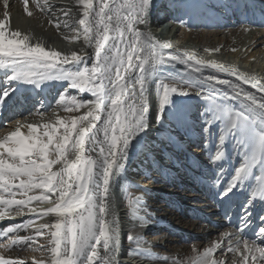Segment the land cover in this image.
<instances>
[{
  "label": "snow or ice",
  "instance_id": "snow-or-ice-1",
  "mask_svg": "<svg viewBox=\"0 0 264 264\" xmlns=\"http://www.w3.org/2000/svg\"><path fill=\"white\" fill-rule=\"evenodd\" d=\"M33 2L41 11L51 7L48 0L43 4L39 0ZM77 3L82 6V18L74 24L64 21L63 26L72 33L66 38L82 39L83 46L65 54L46 49L41 42L30 43L29 34L14 30L9 0H3L0 70H4L7 83L15 81L39 88L45 81H66L72 89L93 97L85 100L59 94L58 108L69 113L84 111L76 116H56L39 126L13 118L15 129L0 136V221L31 214L23 222L0 228V237L9 238L8 243H0V249L9 251L15 245L31 248L37 237H46V244L32 250L49 255L39 260L33 257L32 264H118L121 221L113 214L117 198L112 185L124 173L130 155L141 149L153 151L145 140L151 126L149 86L153 79L157 80L155 123L162 122L173 94L188 96L192 90L211 102L206 109L211 117L205 115L203 128L206 140L213 135L215 121L223 124L215 157L210 158L212 162L221 159L228 135L246 147L245 163L235 169L220 196L231 200L230 194L235 195L233 190L244 184L250 169L264 164V95L257 96L243 88L247 84L264 94V83L223 64L201 60L194 53L166 52L172 48L171 43L139 28L140 25L148 28L154 0H77ZM23 5L24 13L32 16L29 0H23ZM61 11L64 16L71 15V9ZM49 23L61 28L59 21ZM77 23L79 27L75 26ZM85 48L92 49L91 56ZM177 64L185 66L191 80L161 78L165 66ZM205 68L234 77L240 83L204 75ZM202 85H207V91ZM17 90L3 88L0 101ZM231 100L240 101V107L225 103ZM40 115L43 118L44 113ZM21 128H27L26 135ZM167 141L175 142V137L169 134ZM258 193L264 200V185ZM142 200V196H129L127 201L132 217L139 219L141 226L147 223L141 213L148 211ZM248 215L249 207L241 208L240 219L244 224ZM46 217H54V221L38 223ZM29 229L35 235H20ZM259 234L264 237V227ZM127 239L141 247L136 236L129 234ZM236 240L235 246L229 241L227 248V252L238 253L240 257L232 264H264V247L255 241H241L239 236ZM219 248L220 244L214 243L198 254L195 264H224L213 258ZM0 264H25V261L0 254Z\"/></svg>",
  "mask_w": 264,
  "mask_h": 264
},
{
  "label": "bare ground",
  "instance_id": "bare-ground-1",
  "mask_svg": "<svg viewBox=\"0 0 264 264\" xmlns=\"http://www.w3.org/2000/svg\"><path fill=\"white\" fill-rule=\"evenodd\" d=\"M164 1L168 2L169 0H154V4L156 2L158 4L159 3L161 4V2H164ZM230 1L231 0H229V2ZM255 1L258 3H261V5L264 4L263 2L253 0V2H255ZM39 2L41 4H43L44 0H39ZM9 4H10L9 11L11 13V27L14 30L21 31L23 34H29L32 37L30 43L35 44L37 42H41L46 47V49L47 48L55 49V50L61 51L62 53H65V54H70L72 51H78L83 46L82 39L77 40V41H71L70 39L66 38V37H70L72 35V33L67 28H65L63 26L64 21H68L69 24H74L76 21H78L80 18H82V6L77 3V0H48V4L51 7L47 11H39L38 10L39 8L36 7V4L33 2V0H29V8L33 13L32 16H28L26 13H24L23 0H9ZM222 8L227 9L226 13H224V11H222V15H224V16H225V14L226 15H232V13H231L232 10L235 13H238V15L243 13V12H249L251 10V8L249 6H247V5L244 6L243 4L241 5L240 3H237V4L232 3L228 7H224L222 5L221 9ZM61 9H71V15L70 16H64ZM158 9H160L159 6H158ZM163 15H166V16L172 15L171 17L175 16V18H173L171 20L176 24L179 23L181 20V17L179 18L178 17L179 15L176 16L175 14H172L171 10H169L168 7L161 10L157 20H159L161 18V16H163ZM262 17H260L259 23H264V13H263ZM0 18H3V0H0ZM50 20L59 21L61 23V28L57 29L53 23H49ZM251 21H253V18L251 19ZM163 24H164L163 22L162 23L159 22V24H157L156 22H153V23L149 24L147 29H145L144 25H140L139 28L142 31L150 30L156 39L171 43L172 48L166 49L165 50L166 52H179L181 54H183V53H194L197 56V58H199L201 60H204L206 62H214V63H218V64H223L226 67H230V68H233V69L239 71L241 74L254 76L258 80H260L262 83H264V30H262V31L259 30V31L253 32L252 34H248L249 36L247 37V39L243 38V37L240 38L241 41H244V42H243L242 47H240L238 49V51L226 52L224 47L221 48V44L218 47H216V46H213L209 43L207 44L205 41L198 42L195 39V36L193 33L191 34V33H188L187 30H183L184 29L183 26L176 27L175 26L176 24L173 27L169 26L167 29V33L163 34L161 37V35H159V32H160V30H162ZM168 24L171 25V23H168ZM224 24H225V26H224V28H222V30L227 28L226 29L227 31L223 32L225 34L229 33L231 31V29L233 27H235V22H233V21H228ZM75 26L79 27L78 23ZM242 27H244V29H248V27H246V26H242ZM249 29H251V28H249ZM253 29H251V30H253ZM243 36H245V35H243ZM205 49H219V51L218 52H216V51L208 52V51H205ZM85 51H87L89 56H91V54H92L91 48H85ZM261 54H263L262 55L263 59L262 60L260 59L261 62L259 63V58H260ZM90 63H91V60H89V64ZM173 69L176 72L182 73L189 80L192 79V77H190L188 75L187 69L185 68L184 65L177 64L173 67ZM203 74L204 75L211 74V75L218 76L220 78L230 79V80H232L233 83H240L239 81H236L234 77L227 76L223 73H216L213 69H209V68H205L203 70ZM13 82H14V85H16L15 81H13ZM4 84H7V81L5 80V77H4V70H0V86L2 88L7 87ZM17 85H19V84L17 83ZM17 85H16V87L18 90L16 92L12 93L13 96H15L18 92L23 93L25 91L24 88H26V86H27V84H22V83L20 84L21 85L20 87H18ZM205 86H207V85H202L201 87H205ZM32 87H34V91H33V93L27 94L23 97V100H25L24 103L21 102V104H18L15 100L13 101V103H11L9 99L4 100L2 104L0 103V126H2V127H0V136L7 135L9 132H11L15 129L14 119H20L22 121H26L28 123H32V124L39 126L42 124V122H40V121H42V119H43L41 117L40 113H44V115L46 113L50 114L56 109V107L50 103V100H49L50 98L48 100H46V96H45V94L49 95V94H51V92L53 93L54 87H52L51 90L48 89L47 85H43V84H41V86L39 88H36L34 85H32ZM42 87H43V89H42L43 93L41 94L40 97L37 98V94L39 93L38 91ZM149 87H150V93H151V95L149 97V104H150L149 118H150V125L151 126L147 130V135L145 136V140L149 146L154 147V145H153L154 142L152 140H150V133L151 134L153 133L151 131H153V125H154L153 122L155 120V112H156L155 101L157 99L156 93H155L156 85L154 83V79L151 81ZM223 87L224 86H219V88H223ZM243 88L245 91L252 92L253 94H255L257 96L264 95L261 93H257L254 88H251L247 84H244ZM85 94H86V96H85L86 100L93 99V97H91V95L89 93L86 92ZM19 97H20V95H19ZM46 103H47L46 106L41 107L42 104L45 105ZM45 109H47V111H45ZM152 110H153V112L151 113ZM44 115H43V117H44ZM9 120H11L12 122L9 123L8 122ZM46 122H48V121H46ZM43 123H45V121ZM190 127H189V129H186L184 131L180 130V132H179V135L182 134V137H184V140H181V142L184 145L178 146L179 144L176 145V143H175V144H172V146H170L171 149L172 148L176 149L177 153L180 154L179 155L180 161H182L184 159V157H186V155H184L185 150L183 149L182 146H186V144L184 142L188 141L192 137L190 135L192 134L193 131ZM38 131H42V129L38 128ZM21 132L26 135L27 134V128H21ZM155 134H157V133H154V138L155 139L159 138V136L158 135L156 136ZM199 135H197V136H199ZM197 136H196V138H194L193 143H195V141H196L195 139H197ZM156 145H158V144L156 143ZM171 149L164 150L163 148H160V150H161L160 153L161 154L163 153V154L160 157L157 155L156 159H158L159 161H157L154 158V153H156L154 151L150 152V154L145 156L146 152H144V150L141 149L140 151L137 152L136 155H134V156L130 155L129 161L126 163L124 173L120 177H118L117 180L115 181V183H113V185H112V192L114 194V197L117 198L116 202L114 203L113 214L120 219L121 229L123 228L125 230V227H127V228L132 227L131 226L132 225L131 224L132 219H129V215H128L129 212H127L126 209L122 208V199L124 197V193H123V191H121V187H122V185H125V183H126L125 181H127V179L125 177L131 178L132 183L137 182V183H139V185L142 184L144 188L146 187L145 185L152 184L151 178L156 177V174H157V176H159L158 174H160V175L164 174V171H165L164 168L165 167H163L161 165V163L164 164L162 161H160L161 158L167 159L168 161H171V162H172V159H174L171 155L168 154V153H171L174 151V149H173V151ZM181 150H182V152H180ZM162 151H164V152H162ZM183 152H184V154L181 155V153H183ZM202 152H203L202 156L205 157L204 162L202 164L203 168L196 166V161L193 157L189 158V160L192 161L193 169H195V171H196V168H197L198 172L206 174L204 176H207V177H217V175L219 174L221 176V177L220 176L219 177L222 179V177L225 176L224 180L222 179L223 183H227L228 174L230 172L232 173L236 169V167L240 166L242 161L245 158H247V157H245L246 149H244L243 147H241V149L239 151H237L236 149H230V155L229 156H227V155L222 156L223 160H225V161L228 160L231 163V164L229 163L230 166H228V165L221 166L222 165L221 162H218V161H216L215 163L212 162V160L210 158H213V156H210L211 154L209 155L207 153V151L204 150ZM186 154H187V152H186ZM92 155H95V153H93ZM175 161H177L176 158H175L174 162ZM177 164H179V163H177ZM194 165H195V168H194ZM263 165L264 164L258 163L257 166L263 167ZM57 167H59V166H57ZM206 168L207 169L214 168V171L206 170ZM153 172H155L154 175L153 174L151 175V173H153ZM138 173H139V175H138L139 177L137 176ZM163 177L165 179L167 178L164 175H163ZM176 178L177 177L174 174L173 175L171 174L167 178V182L168 183L172 182V186H173V183L177 181ZM154 182H156V181L154 180ZM185 184H187V179L184 180V182H183V185H185ZM169 186L171 187V184ZM239 186L240 185H238L237 188L234 189L235 194L236 193L238 194L240 192ZM243 189H244V192L242 193L241 200H240L239 204L237 203L238 206H240L239 209L243 208L244 206L249 207V216H248L249 219H247V224H245L246 226L243 228V231H241L240 228H237V222L238 221L241 222L240 221V212L237 211L236 214L234 215L233 219L228 218V220H226V218H225V216H226L225 213L231 207L230 205L234 202V199L236 198L232 194H230L232 197L231 200L227 199L226 204L224 203L222 205L215 202L214 196H216V195H214V196L212 195V198L209 199V202H210L209 205H211L213 207V212H212V214H207L205 217H203V216L200 217L199 214L188 213L189 219L186 216L185 217L186 220H185V219H183L184 217L176 216V212L178 210H177V208L174 209V207H172V206L171 207L173 210H171L170 212L168 211L169 214H167V216L162 215V214L161 215L153 214L154 220L156 222H159V220H161V221H163L161 223L164 225H167V223H168L170 226H172V225H175L176 223L179 222L182 224L185 223L188 227H190L191 229L193 228L195 231L200 230V227H201V229L204 230V233L202 235L201 234L200 235L194 234V232L192 230H189V232L192 231L193 234H187L186 233V234L182 235V233H178V232L176 233V230H173L168 225L161 228L160 223L156 224L155 226H160L158 228L156 227L157 229H155V230H156V232H160V235L162 236L161 237L162 240L165 237H167V239L169 237V238H173L172 239L173 242L182 243L185 240V238L193 236V237H195L194 240L196 241L195 245L194 244H191L188 246L184 245L181 248L178 256H176V257L171 256V257L165 258L164 263H168V262L173 261L175 263H181V264H183V263L184 264H195L196 259L198 257V254H202L205 249L211 247L214 243L220 244V248L217 249V251H216L217 253L214 256V259L222 260L223 256L220 254H224L227 252V248H228L227 246L229 244V241H231V242L234 241L233 234L235 232L239 236H241L242 241L245 239L249 240L250 242L254 241L252 239L251 235H248L251 239L247 237V233H249L250 230H253L252 228H253V226H255V223L257 221H258L257 227H259L260 225L263 226L264 223H261V221L258 220L259 214L257 215V213H260V211H262V209H263L262 203L264 201L259 196L257 197V192H255V191H257V188L252 189L251 196L249 195L250 194L249 188L247 190H246V188H243ZM164 197H166V196H164ZM170 202H172V198H171ZM237 204H235V205H237ZM166 205H169V204H166ZM258 207H260V211L259 212L254 211V209H258ZM202 208H208V207L205 206ZM189 214H190V216H189ZM145 215H147V217L150 218L148 213H146ZM191 215H194V218ZM208 215H212V218H208L207 217ZM237 215H238V218H236ZM30 216H31V214H29V216L16 217L14 219H6L4 221H0V228L11 225V224L23 222V221L29 219ZM223 220L226 222H224ZM45 221H49V222L54 221V217H46L44 219L39 220L38 223H43ZM251 221H253L252 224H250ZM203 222H206V223L204 224ZM224 224H226L227 227H230V228H228V229H230V231L228 233H230L231 235L225 236L224 234L226 232L223 233L222 235H219V236L216 235V233L219 232L220 229H222ZM248 224H250V226H248ZM135 227H137V226L135 225ZM135 227H132V228H135ZM151 227L152 226H150V225L144 224V226L141 227V229L143 231H149L150 232ZM167 227H169V228H167ZM257 227H255L254 229L256 230ZM138 229L139 228L137 227V230H135L134 233H136L138 231ZM246 229H247V231H244ZM257 230H258V228H257ZM29 234L35 235L34 231L31 229H29L27 231H21L20 232V235H22V236L23 235H29ZM11 235L12 234H10V236ZM36 239H37V243L32 245L31 248L28 247L27 245H15V246H12V248L9 251H4L3 249H0V254H3L6 258L11 256V258H13V259H17V258L23 259L25 261V264H32L33 257H35L37 260H39L41 258L46 259L47 256L49 255L48 253H42L41 251H33L32 249L33 248H39L40 244H46L47 238L46 237H37ZM8 241H9V238L0 237V243H8ZM201 242H203V243H201ZM256 244L261 246V247H264V237H262L260 239L259 243H256ZM201 248H204V249L202 250ZM183 250H184V252H182ZM127 251L125 250V252H127ZM231 253L232 252H227L228 256L229 255L232 256ZM237 255H239V254H237ZM237 255L236 256L233 255L234 257L232 256V258L229 257L230 261L236 260ZM121 261H122V263H120ZM223 261L225 264L226 259H224ZM238 261H239V259H238ZM123 263H126V261L125 260H118V264H123ZM231 264H232V262H231Z\"/></svg>",
  "mask_w": 264,
  "mask_h": 264
},
{
  "label": "rangeland",
  "instance_id": "rangeland-1",
  "mask_svg": "<svg viewBox=\"0 0 264 264\" xmlns=\"http://www.w3.org/2000/svg\"><path fill=\"white\" fill-rule=\"evenodd\" d=\"M173 3L179 4L178 9L180 10L179 13L177 15L179 18L181 17V20L179 23H174V25L176 24V27L179 26H183L184 29L183 30H187L188 33H193L195 36V39L200 42V41H205L207 44H211L213 46L218 47L221 44V48L224 47L226 52H230V51H238V49L240 47H242L243 42L241 41L240 38H246L249 36L248 34H252L255 31H262L264 30V25L261 27H255L253 30L251 29H244V27L239 26V23L236 22L235 23V27H233L231 29V31L229 33H223L225 31H227L224 28V23H221V21L218 20V22H214V18L217 17L216 14L214 13V10L209 9V7H216L217 9L219 8L221 11H224V13H226L225 8H222V5L226 2H228L229 0H172ZM259 2H263L264 0H257ZM250 5L252 4L253 6L257 7L259 5V7H261V3L258 2H253L251 3V0H249ZM227 4V3H226ZM218 5V7H217ZM228 5V4H227ZM251 5V6H252ZM257 5V6H256ZM177 9V10H178ZM216 9V10H217ZM234 9V8H233ZM242 9V8H241ZM39 11H41V9H38ZM260 10V8H259ZM236 15L238 13H235ZM224 16V15H223ZM227 17H230L231 15H226ZM260 16H263V13H260ZM40 19V18H39ZM178 25V26H177ZM258 29V30H257ZM245 35V36H243ZM243 40V39H242ZM263 54L260 55L259 58V63L261 62V60L263 59L262 57ZM261 59V60H260ZM180 72H176L173 67H169V66H165V69L162 70V76L161 78H164L166 76H172L175 77L177 79H186L189 80L188 78H186L184 75ZM191 82V81H189ZM14 82H12V84L9 86L8 83L4 84L6 85L8 88H17V82H15L16 85H13ZM45 83H63L62 86V91L59 94H65L66 96L70 97L71 95H75L78 99H85L86 96V92L85 93H80L78 90L73 89L72 91H69L70 86L68 84V82L66 81H45ZM154 83L155 85L157 84V80L154 79ZM19 85H17L18 87H20L21 83H18ZM5 88V87H4ZM205 91H207V86L202 87ZM219 88V86L217 87ZM3 88L0 86V90H2ZM58 92V91H57ZM57 92L55 94H53V97H51L50 103L52 105H54L56 107V109L50 113V114H45L42 121L40 122H46V121H50V120H54L56 116H60V117H66V116H76L81 114L82 111H84V109H81L79 113L77 112H65L62 109L58 108L56 105V100L58 99L59 94H57ZM54 93V92H53ZM52 94V92H51ZM86 100V99H85ZM172 103L169 107L166 108L165 112H164V117L161 123H155L154 120V125H153V132L152 134L150 133V140H152L154 143L156 142L158 145H156V143L154 145L153 151L156 152L154 153V158L156 159L157 155L160 157L162 156V154L160 153V148H163L164 150H169L171 149L170 146H172V144H175L180 146V145H184L181 140H184V137H182V134L179 135L180 130L184 131L186 129H189L190 125L194 126L195 129V133L196 135H199L198 137V146H200L199 148H195L194 149V144H192V146L190 145L191 143H193L194 140V136L189 139L188 141L184 142L186 144V146H182L183 149L185 150V154L184 152L181 153V155H186V157H184V159L182 161H180V154L177 153L176 149L172 148L171 150L173 151L174 149V153H168L169 155H171L174 159H172L171 161H168L167 159H163L161 158L160 161H162L164 164L161 163V165L163 167H165V171L164 174H158L159 176H157L154 178H151V183L152 184H148L145 185L146 187L144 188L143 185L141 184L140 186H137L136 188L132 185H128L126 186L125 190L123 191L124 193V197L122 199V208L126 209L127 212H129V219L131 220V226L135 227V225L137 223V227L139 228L138 231L136 233H134L135 230H137V227L135 228H127L125 227L126 233L124 235V242L122 239V247L119 249V251H127L131 254H135L137 257L140 256L141 258L145 259L144 261H136V264H181V263H175L173 261L168 262V263H164V259L171 257V256H178L179 252L181 250V248L186 245H191V244H196V241L194 240L195 237L190 236L185 238V240L182 243H177V242H173L172 239L173 238H169L167 239V237H165L163 240L161 239V235L160 232H156L155 229H157L160 226H155L156 224L161 225L162 227L165 226H169L171 227L173 230H176V233H182L183 234H203L204 230L201 229L198 231H195L193 228L191 229L190 227H188L185 223H176L175 225L170 226L168 223L167 225L162 224L161 220H159V222H156L153 218V214H157V215H165L167 216V214H169V212L171 211V207L170 205H166L163 200H164V196H169L167 194H171L172 196V202L171 205H174L177 208V212H176V216H180V217H184L183 219L186 220V216L188 218V213H194V214H199L200 217H205L207 214H212L213 212V207L211 205H209V199L212 198V195H216L214 196V200L215 202H217L218 204L222 205V204H226L227 202V198H224L222 196H220V192L221 190L226 187L227 183L231 180L232 176H234L235 174V170L231 173L228 174V181L227 183H223L224 177H222V179L220 178L221 176L218 174L217 177H211V180L208 181V184H203V181L200 179L202 177V175H206L204 173L198 172L197 168L196 171L195 169H193V164L192 161H190V164H192L191 166L186 164L185 162H183L185 159H187L188 157V153L186 154V150L188 149L189 151H191L192 153L189 155L190 157H193L196 161V166H199L200 168H203V162L205 157L202 156L203 152L202 151H207V153L210 156H213V158L215 157L216 151H217V146L219 145V140H218V136L220 134V129L223 127V124L220 121H215L212 125L214 132L213 135L211 137V139L206 140V134L203 132V128L205 126V115H207L208 117H211V113H207L206 114V109L208 107H210L211 102L210 101H205L204 99H202L199 96L195 95V92L190 90L189 91V95L188 96H180V95H176L173 94L172 98ZM4 101V100H3ZM3 101H0V103L2 104ZM225 103L233 108L238 109L240 107V101L237 100H231V101H225ZM190 131V130H189ZM154 133L156 136L158 135L159 138L155 139L154 138ZM169 134H171L172 136L175 137V142L169 143L167 141V137L169 136ZM179 135V136H178ZM195 135V136H196ZM192 141V142H190ZM190 142V143H189ZM207 144V146H206ZM190 145V146H189ZM185 147V148H184ZM241 147H243L244 149H246L245 146H242L241 144H239L238 139L234 136L228 135L225 138V143L223 145V155L222 156H229L230 155V149H236L237 151H239L241 149ZM151 151V152H153ZM194 151V152H193ZM145 152V151H144ZM164 152V151H162ZM182 152V150L180 151ZM179 152V153H180ZM150 154V152H146L145 156ZM156 155V156H155ZM250 155V153H249ZM202 156V157H201ZM246 157V156H245ZM175 161L174 162V160ZM223 157H221L222 159ZM218 160V162H221V166L223 165H228L230 166V162L228 160ZM247 158H245L241 164L245 163ZM157 161H159L158 159H156ZM179 163V164H177ZM230 163V164H229ZM258 164H256L254 167H252L250 169V174L248 176V178L245 180L243 185L239 186V190L240 192L234 195V197H236L234 199V202L230 205L231 207L228 209V211L225 213V218L226 220H228V218H232L234 217V215L236 214V212H240L241 209H239L240 206H238L240 200H241V196L242 193L244 192L243 188H246V190L249 188L250 190V196L252 194V189L257 188V197L259 195L258 193V189L261 187V185H264V165L263 167L261 166H257ZM241 166V165H240ZM198 167V168H199ZM239 166H237L236 168H238ZM195 168V165H194ZM209 171H214V168L211 169H207ZM155 172L151 173V175H154ZM175 175L177 178V181L173 183L172 186V182L168 183L167 182V178L169 177V175ZM163 175L165 177H167L166 179L163 177ZM162 176V177H161ZM220 176V177H219ZM187 179V184L183 185L184 180ZM154 180L156 182H154ZM217 180H219V182L217 183ZM178 183V184H177ZM182 183V184H181ZM171 184V187L169 186ZM181 184V188L180 190H175L174 186ZM202 185L205 189L202 188ZM221 186V187H220ZM254 186V187H253ZM165 187V188H164ZM248 187V188H247ZM146 190V192H145ZM242 190V191H241ZM177 191V192H176ZM233 192H235L233 190ZM160 193V194H157ZM129 196L131 197H136V196H142L143 200L142 203L144 206H146V208L148 209L147 213L150 216L147 217V215H145L144 213H141V215H143L144 220L149 223L151 227L150 232L149 231H143L141 229V223L139 222V219H136L134 217H132L131 215V211L128 207V198ZM197 196V197H196ZM201 196V197H200ZM196 197V198H195ZM204 199V200H203ZM237 199V200H236ZM238 201V202H237ZM264 201V200H263ZM238 203V204H237ZM237 204V205H235ZM263 205V209L262 211H260V207H258V209H254V211L259 212L257 213L258 215V220L261 221V223H264V202L262 203ZM207 206L208 208H202ZM174 207V209H175ZM212 208V209H211ZM169 211V212H168ZM190 216V214H189ZM194 218V215H191ZM249 216V215H248ZM147 217V218H146ZM208 218H212V215H208ZM238 218V215L237 217ZM189 219V218H188ZM247 219H249V217H247ZM188 221V220H187ZM211 221V220H210ZM224 221V220H223ZM241 221V219H240ZM170 222V221H169ZM226 222V221H224ZM242 222V221H241ZM237 222V228L243 229L246 225L242 222ZM253 221L250 222V224H252ZM258 222V221H257ZM257 222L255 223V226H253V230H250L249 233H247V237L250 238L248 235H251L252 239L256 242L259 243L260 239L262 238L259 234V230L261 227H264L260 225L259 227H257ZM204 224L206 222H203ZM146 224V223H145ZM244 224V225H243ZM250 224H248V226H250ZM148 225V224H147ZM157 227V228H156ZM255 227L256 230L254 229ZM230 227H227L226 224H224V226L222 227V229H220L219 232L216 233V235H222L223 233H228L230 231V229H228ZM199 229V228H198ZM228 229V230H227ZM189 230H192L189 232ZM131 231V232H130ZM244 231H247L244 230ZM129 234H132L134 236L137 237V239L140 242L141 247L137 248L136 245L132 242H129L127 239V236ZM233 238L234 241H232V245L235 246L237 243L236 237L239 236L236 232L233 234ZM240 240L242 241L241 236H239ZM251 239V238H250ZM203 243V242H201ZM205 246V245H204ZM203 246V247H204ZM229 246V244H228ZM227 246V247H228ZM243 248V245L241 243V250ZM145 249H150V251H145ZM202 250L204 248H201ZM200 249V250H201ZM217 251V250H216ZM184 252V250L182 251ZM217 252H215L213 254V258L215 256ZM232 256H236L238 253H231ZM223 256V259H226L225 264H231L232 261H230L229 257L232 258L231 255L228 256L227 252L224 254H220ZM233 256V257H234ZM239 259V255H237L236 261H238ZM184 264V263H183Z\"/></svg>",
  "mask_w": 264,
  "mask_h": 264
}]
</instances>
